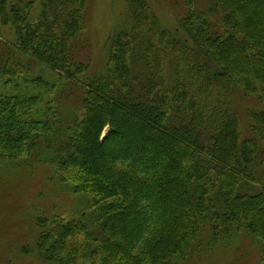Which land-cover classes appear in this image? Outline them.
<instances>
[{"label": "trees", "instance_id": "16d2710c", "mask_svg": "<svg viewBox=\"0 0 264 264\" xmlns=\"http://www.w3.org/2000/svg\"><path fill=\"white\" fill-rule=\"evenodd\" d=\"M14 1L0 0V25L16 35L0 78L38 64L83 91L67 120L44 118L37 98L0 95V160L47 155L89 200V213L40 222L45 263L182 264L245 234L264 264V0H182L174 29L127 0L128 27L91 78L72 57L86 0H43L36 24ZM236 97L259 105L248 128Z\"/></svg>", "mask_w": 264, "mask_h": 264}, {"label": "rangeland", "instance_id": "374dc122", "mask_svg": "<svg viewBox=\"0 0 264 264\" xmlns=\"http://www.w3.org/2000/svg\"><path fill=\"white\" fill-rule=\"evenodd\" d=\"M146 1L168 29H174L185 13L182 0ZM197 1L201 7H206L205 0ZM17 2L27 10L29 20L38 23L43 0H15L14 5ZM126 10L127 0H86L85 27L72 44V57L88 67V77L106 73L113 38L128 27ZM14 42L16 35L12 24L0 25V53L2 47ZM38 78L44 85L36 83ZM67 86L56 73L33 64L31 71L10 84L0 78V95L37 98L36 107L44 118L49 116L50 120H57L52 118L53 114L61 110L67 120L80 109L83 96L81 88ZM62 91L64 98H60ZM234 102L244 128H248L245 111L259 109V105L241 103L237 97ZM47 158L45 155L29 161L25 157L18 161L0 160V264H50L45 263L34 248L41 231L40 222L68 220L90 212L88 197L74 193L71 184L61 183L55 175V166ZM254 245L245 234H239L230 245L203 248L182 264H259L258 248Z\"/></svg>", "mask_w": 264, "mask_h": 264}]
</instances>
